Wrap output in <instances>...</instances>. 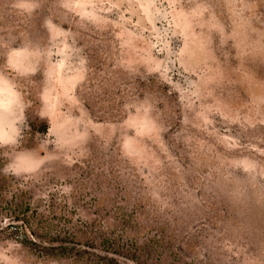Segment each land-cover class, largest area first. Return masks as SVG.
Masks as SVG:
<instances>
[{
  "label": "rangeland",
  "instance_id": "rangeland-1",
  "mask_svg": "<svg viewBox=\"0 0 264 264\" xmlns=\"http://www.w3.org/2000/svg\"><path fill=\"white\" fill-rule=\"evenodd\" d=\"M49 234L264 264V0H0V264Z\"/></svg>",
  "mask_w": 264,
  "mask_h": 264
},
{
  "label": "trees",
  "instance_id": "trees-1",
  "mask_svg": "<svg viewBox=\"0 0 264 264\" xmlns=\"http://www.w3.org/2000/svg\"><path fill=\"white\" fill-rule=\"evenodd\" d=\"M39 119L36 118L35 122H33L31 124V128L32 129H36L38 131L41 132H47L49 129L48 123H41L42 125L39 126ZM34 236V235H33ZM49 236V237H48ZM68 239H70L69 237H67ZM66 238H61V237H56L53 236L52 234H49L47 236L42 237V241H40L41 244L39 247L41 248L40 250V254H42L43 256H46V258H56L58 260L61 259V256H69L71 258V260L73 261V264H78L79 262H81L82 260L85 259L84 256H82V252H87V251H83L81 250L80 246H82V243L80 241H71V243L73 244L70 247H67V240H64ZM32 244H34L35 246L38 244L37 239L31 241ZM58 247H60L62 250V252L58 251ZM75 256H77V258H75ZM112 264H114L112 262Z\"/></svg>",
  "mask_w": 264,
  "mask_h": 264
}]
</instances>
